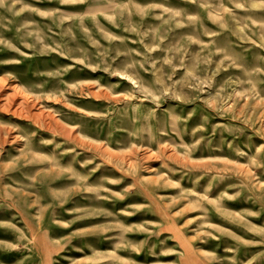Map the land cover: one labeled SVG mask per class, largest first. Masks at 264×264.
Here are the masks:
<instances>
[{"label":"rangeland","instance_id":"1","mask_svg":"<svg viewBox=\"0 0 264 264\" xmlns=\"http://www.w3.org/2000/svg\"><path fill=\"white\" fill-rule=\"evenodd\" d=\"M0 264H264V0H0Z\"/></svg>","mask_w":264,"mask_h":264}]
</instances>
